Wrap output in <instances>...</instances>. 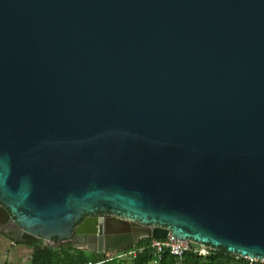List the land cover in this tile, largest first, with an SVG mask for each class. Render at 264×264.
<instances>
[{
  "label": "water",
  "instance_id": "obj_1",
  "mask_svg": "<svg viewBox=\"0 0 264 264\" xmlns=\"http://www.w3.org/2000/svg\"><path fill=\"white\" fill-rule=\"evenodd\" d=\"M101 209L155 225L110 255L264 259V0H0V212L45 249Z\"/></svg>",
  "mask_w": 264,
  "mask_h": 264
},
{
  "label": "trees",
  "instance_id": "obj_2",
  "mask_svg": "<svg viewBox=\"0 0 264 264\" xmlns=\"http://www.w3.org/2000/svg\"><path fill=\"white\" fill-rule=\"evenodd\" d=\"M151 239H143L133 246L126 248L112 258H106L104 254L88 252L82 248L74 247L70 241L61 242L54 239L55 247L45 249H33L29 264H151L154 253L151 249L140 251L148 245ZM5 248V247H4ZM10 251V248L4 251ZM134 254L128 255V253ZM236 255L223 248H214L208 254L188 251L184 256V264H248L246 260L236 259ZM158 264H174V258L165 253ZM259 264V263H258Z\"/></svg>",
  "mask_w": 264,
  "mask_h": 264
},
{
  "label": "flooded vegetation",
  "instance_id": "obj_3",
  "mask_svg": "<svg viewBox=\"0 0 264 264\" xmlns=\"http://www.w3.org/2000/svg\"><path fill=\"white\" fill-rule=\"evenodd\" d=\"M8 219L5 218L0 212V245L7 244V247L10 250L16 249L13 251V254L17 253L19 250L24 251L23 249H37L39 246H33L28 244L20 243L21 236L17 232L14 225L13 215L9 212ZM86 225L85 229L88 234L80 235L78 234V227L81 225ZM140 227L155 228V225H144L139 221H135L132 218L125 217L123 215H118L109 210H98L93 213H85L82 215L81 219L78 220L73 229L71 230L70 242L74 247L82 248L88 252L104 254L105 256L112 254L113 246L117 244L116 240H111L109 246L107 245L106 238L112 235H124L130 236L133 239L134 234H137ZM110 228L118 229L121 231L118 234H109L107 230ZM54 239L50 242H46L45 247H55L56 243ZM100 239L103 240V248H100ZM2 241V242H1ZM60 241V240H59ZM64 242V241H61ZM25 247V248H24ZM41 248V247H40ZM116 254V253H115Z\"/></svg>",
  "mask_w": 264,
  "mask_h": 264
},
{
  "label": "built area",
  "instance_id": "obj_4",
  "mask_svg": "<svg viewBox=\"0 0 264 264\" xmlns=\"http://www.w3.org/2000/svg\"><path fill=\"white\" fill-rule=\"evenodd\" d=\"M151 249L154 253V259L152 263L158 264L165 253H168L174 258V264H184V256L188 251H194L196 253H201L203 255L208 254L209 251H212V247H202L201 250H196L191 247L189 240H179L172 236H169L166 239H151L150 243L141 249ZM134 254V252L128 253V255ZM236 255V254H235ZM236 259L246 260L248 264H264V259H253L250 257H242L236 255Z\"/></svg>",
  "mask_w": 264,
  "mask_h": 264
},
{
  "label": "crops",
  "instance_id": "obj_5",
  "mask_svg": "<svg viewBox=\"0 0 264 264\" xmlns=\"http://www.w3.org/2000/svg\"><path fill=\"white\" fill-rule=\"evenodd\" d=\"M14 250L16 249H11L9 252L6 250L4 256H0V264H29L32 249L25 248L24 251L20 250L13 254Z\"/></svg>",
  "mask_w": 264,
  "mask_h": 264
},
{
  "label": "rangeland",
  "instance_id": "obj_6",
  "mask_svg": "<svg viewBox=\"0 0 264 264\" xmlns=\"http://www.w3.org/2000/svg\"><path fill=\"white\" fill-rule=\"evenodd\" d=\"M2 242V241H1ZM3 245L7 246V244H5V242L3 243ZM3 245H0V256H4V250L6 249V247L4 248ZM20 251V250H19ZM117 254V253H116ZM116 254H113V255H107L106 258H111V257H114ZM151 264H155V263H151Z\"/></svg>",
  "mask_w": 264,
  "mask_h": 264
}]
</instances>
